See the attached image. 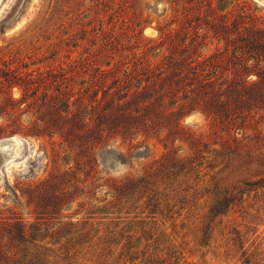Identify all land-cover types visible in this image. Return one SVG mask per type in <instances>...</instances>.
<instances>
[{
  "label": "rangeland",
  "instance_id": "1",
  "mask_svg": "<svg viewBox=\"0 0 264 264\" xmlns=\"http://www.w3.org/2000/svg\"><path fill=\"white\" fill-rule=\"evenodd\" d=\"M0 142V264H242L227 238L264 235V3L0 0Z\"/></svg>",
  "mask_w": 264,
  "mask_h": 264
},
{
  "label": "trees",
  "instance_id": "2",
  "mask_svg": "<svg viewBox=\"0 0 264 264\" xmlns=\"http://www.w3.org/2000/svg\"><path fill=\"white\" fill-rule=\"evenodd\" d=\"M149 181H145L144 179H137L133 182L128 189L138 190L142 189V192L146 191L148 188ZM216 197L211 208H210V218L213 220L219 215L227 214L231 209L235 208V198L233 197ZM153 196H148L146 200L147 206H156L153 203ZM242 214L241 209H237ZM225 253L228 257L236 256L242 264H264V235L255 231L253 235L245 238V235L241 234L239 231H233L231 235L227 238L225 243ZM39 250H35L32 255H29L27 252L25 253V261L23 264H42L38 261L39 258ZM152 260V259H151ZM152 264H166L164 261H159L156 263V260L151 261Z\"/></svg>",
  "mask_w": 264,
  "mask_h": 264
},
{
  "label": "bare ground",
  "instance_id": "3",
  "mask_svg": "<svg viewBox=\"0 0 264 264\" xmlns=\"http://www.w3.org/2000/svg\"><path fill=\"white\" fill-rule=\"evenodd\" d=\"M262 3H264V0H260ZM0 148L5 152V153H9L10 150V145L8 144V142H0Z\"/></svg>",
  "mask_w": 264,
  "mask_h": 264
}]
</instances>
